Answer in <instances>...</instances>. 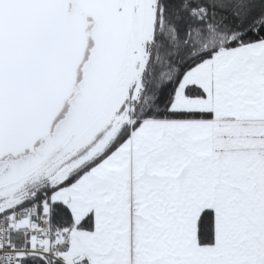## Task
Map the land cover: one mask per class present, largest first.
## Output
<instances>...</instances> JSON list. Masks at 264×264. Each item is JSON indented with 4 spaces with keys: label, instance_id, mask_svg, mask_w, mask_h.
<instances>
[{
    "label": "snow or ice",
    "instance_id": "obj_1",
    "mask_svg": "<svg viewBox=\"0 0 264 264\" xmlns=\"http://www.w3.org/2000/svg\"><path fill=\"white\" fill-rule=\"evenodd\" d=\"M0 264H264V0H0Z\"/></svg>",
    "mask_w": 264,
    "mask_h": 264
}]
</instances>
